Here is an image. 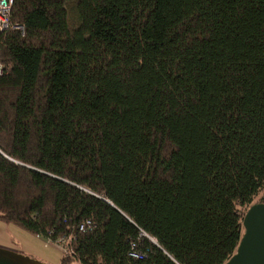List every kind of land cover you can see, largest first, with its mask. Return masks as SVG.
Instances as JSON below:
<instances>
[{"label":"trees","instance_id":"16d2710c","mask_svg":"<svg viewBox=\"0 0 264 264\" xmlns=\"http://www.w3.org/2000/svg\"><path fill=\"white\" fill-rule=\"evenodd\" d=\"M10 11L0 220L58 264H224L264 200V0Z\"/></svg>","mask_w":264,"mask_h":264},{"label":"water","instance_id":"95a60500","mask_svg":"<svg viewBox=\"0 0 264 264\" xmlns=\"http://www.w3.org/2000/svg\"><path fill=\"white\" fill-rule=\"evenodd\" d=\"M100 198L111 205L105 198L101 196ZM242 226V238L237 249L224 264H264V200L253 203L246 209L242 218ZM150 240L155 243L154 239ZM0 264L43 263L0 248Z\"/></svg>","mask_w":264,"mask_h":264},{"label":"rangeland","instance_id":"374dc122","mask_svg":"<svg viewBox=\"0 0 264 264\" xmlns=\"http://www.w3.org/2000/svg\"><path fill=\"white\" fill-rule=\"evenodd\" d=\"M0 248L33 258L43 264H58L61 257V251L56 245L28 233L20 226L1 220Z\"/></svg>","mask_w":264,"mask_h":264},{"label":"built area","instance_id":"2783aa9c","mask_svg":"<svg viewBox=\"0 0 264 264\" xmlns=\"http://www.w3.org/2000/svg\"><path fill=\"white\" fill-rule=\"evenodd\" d=\"M13 3V0H0V32L1 31H4L6 29L9 28V17H10V9H11V5ZM16 29H21L20 27H15ZM2 68H1V65H0V75L2 73ZM83 226H79V229H82ZM50 244L52 245H56L60 251L62 253L65 252L64 250V247L62 246V241L61 240H58L56 241L55 243H51L50 241H48ZM131 256L134 257V258H138L140 257V254L139 253H131Z\"/></svg>","mask_w":264,"mask_h":264}]
</instances>
